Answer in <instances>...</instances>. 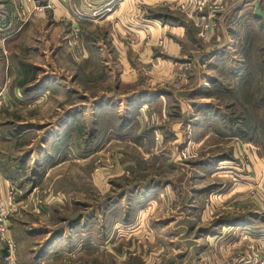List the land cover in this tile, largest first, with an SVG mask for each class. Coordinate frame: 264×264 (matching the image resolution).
Returning a JSON list of instances; mask_svg holds the SVG:
<instances>
[{
    "label": "rangeland",
    "instance_id": "1",
    "mask_svg": "<svg viewBox=\"0 0 264 264\" xmlns=\"http://www.w3.org/2000/svg\"><path fill=\"white\" fill-rule=\"evenodd\" d=\"M257 3L0 0V264H264Z\"/></svg>",
    "mask_w": 264,
    "mask_h": 264
},
{
    "label": "built area",
    "instance_id": "2",
    "mask_svg": "<svg viewBox=\"0 0 264 264\" xmlns=\"http://www.w3.org/2000/svg\"><path fill=\"white\" fill-rule=\"evenodd\" d=\"M15 196L16 192L13 186H9L3 196H1L0 190V239L8 245H11L8 238V221L17 211V205L14 202Z\"/></svg>",
    "mask_w": 264,
    "mask_h": 264
},
{
    "label": "water",
    "instance_id": "3",
    "mask_svg": "<svg viewBox=\"0 0 264 264\" xmlns=\"http://www.w3.org/2000/svg\"><path fill=\"white\" fill-rule=\"evenodd\" d=\"M255 15L260 17L264 23V12L261 10V5L260 3H257L255 5V11H254Z\"/></svg>",
    "mask_w": 264,
    "mask_h": 264
},
{
    "label": "crops",
    "instance_id": "4",
    "mask_svg": "<svg viewBox=\"0 0 264 264\" xmlns=\"http://www.w3.org/2000/svg\"><path fill=\"white\" fill-rule=\"evenodd\" d=\"M1 181H2V178L0 179V184H1ZM2 184H3V185L5 184L4 180H3ZM5 189H6V188H3L4 192H1V196H3V194L5 193V191H6Z\"/></svg>",
    "mask_w": 264,
    "mask_h": 264
}]
</instances>
